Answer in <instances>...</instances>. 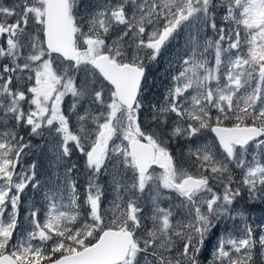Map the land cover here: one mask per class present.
Wrapping results in <instances>:
<instances>
[{
  "label": "snow or ice",
  "instance_id": "6c2138e0",
  "mask_svg": "<svg viewBox=\"0 0 264 264\" xmlns=\"http://www.w3.org/2000/svg\"><path fill=\"white\" fill-rule=\"evenodd\" d=\"M256 201L264 0H0V264H256Z\"/></svg>",
  "mask_w": 264,
  "mask_h": 264
},
{
  "label": "rangeland",
  "instance_id": "374dc122",
  "mask_svg": "<svg viewBox=\"0 0 264 264\" xmlns=\"http://www.w3.org/2000/svg\"><path fill=\"white\" fill-rule=\"evenodd\" d=\"M5 2H8V0H5ZM176 51H177V46L175 44V41H173L172 45L168 48V50L164 53V55L160 59L163 66L168 68L169 61L175 58ZM166 76H167V71L162 72L160 74V76H148L147 81H146V87L143 88V92L145 90V92H144L145 94L146 93L149 94L151 92H152V94H149L147 96V99L145 101L146 103L149 100H152L154 97H159V93H160V91L163 88V81L166 79ZM212 139H213L212 133L205 132L203 134V140H201L200 143H203V142L211 143ZM33 143L37 144V143H43V142L42 141L33 140ZM173 149L176 152L177 156H179V153H180V150H181L180 146L176 145L174 143ZM33 160H36L38 162V164L41 165L40 167H38V171L42 173L45 170V168L47 167V163H48L47 158L42 156L40 154V152L37 151L35 155L26 154V156L23 158L22 163L24 165L30 164ZM156 171H159V169L157 168ZM111 200H112V195L110 193L109 196H108V199L105 200V202L103 204L102 212L105 209H109L110 208ZM246 200H247V193L245 192L243 194V197L240 199L241 206L244 204V202ZM37 201L39 202V203H37V207H41L44 204V200L42 199V197L39 194H34L32 192V190H31V188L26 190L24 203L22 204L21 210H20V228L18 229V232L19 231H29L30 230V224H29V220H28L27 209L29 208V206L31 204H33L34 202H37ZM174 202L178 203V201H175V199H174ZM64 203H67V201L65 200ZM42 212H43V209H42ZM249 217H250V219H249L248 222L251 224V226L253 228L258 229L261 225H264V206H261L257 212L252 209L251 212L249 213ZM41 219H43V215L41 216ZM104 219L107 221L109 219V215L105 214L104 215ZM229 225H231V222H229ZM222 229L223 228H221L218 231H221ZM215 243H216V239L214 237L207 244V246H206L207 250L201 256V260H202L203 264H210V261L212 259L211 251H212L213 247L215 246ZM259 252H260V250L257 247V249H256V251L254 253L256 264H264V258H262L259 255Z\"/></svg>",
  "mask_w": 264,
  "mask_h": 264
},
{
  "label": "trees",
  "instance_id": "16d2710c",
  "mask_svg": "<svg viewBox=\"0 0 264 264\" xmlns=\"http://www.w3.org/2000/svg\"><path fill=\"white\" fill-rule=\"evenodd\" d=\"M167 67H165V66H163L162 65V63H161V60H159V62H157V63H153L152 65H151V67H150V71H149V74L147 75V78H148V76H160V74L162 73V72H165V71H167ZM147 78H146V80L144 81V85H143V88L144 87H146V81H147ZM144 92H145V90H144ZM143 92V95L147 98V96L149 95V94H152V92L151 93H144ZM256 203V206L253 208V210H255L256 212L259 210V208L261 207V206H264V203H262V202H260V201H256L255 202Z\"/></svg>",
  "mask_w": 264,
  "mask_h": 264
},
{
  "label": "flooded vegetation",
  "instance_id": "af4514ba",
  "mask_svg": "<svg viewBox=\"0 0 264 264\" xmlns=\"http://www.w3.org/2000/svg\"><path fill=\"white\" fill-rule=\"evenodd\" d=\"M221 228H223V226Z\"/></svg>",
  "mask_w": 264,
  "mask_h": 264
},
{
  "label": "water",
  "instance_id": "95a60500",
  "mask_svg": "<svg viewBox=\"0 0 264 264\" xmlns=\"http://www.w3.org/2000/svg\"><path fill=\"white\" fill-rule=\"evenodd\" d=\"M212 135H214V134H212Z\"/></svg>",
  "mask_w": 264,
  "mask_h": 264
}]
</instances>
